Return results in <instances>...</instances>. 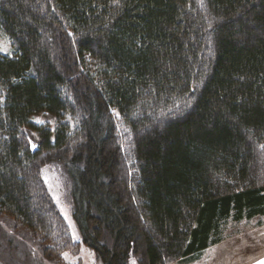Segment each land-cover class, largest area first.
<instances>
[{
  "label": "trees",
  "instance_id": "obj_1",
  "mask_svg": "<svg viewBox=\"0 0 264 264\" xmlns=\"http://www.w3.org/2000/svg\"><path fill=\"white\" fill-rule=\"evenodd\" d=\"M0 31V217L52 259L53 162L102 264L189 261L264 215V0H0Z\"/></svg>",
  "mask_w": 264,
  "mask_h": 264
},
{
  "label": "rangeland",
  "instance_id": "obj_2",
  "mask_svg": "<svg viewBox=\"0 0 264 264\" xmlns=\"http://www.w3.org/2000/svg\"><path fill=\"white\" fill-rule=\"evenodd\" d=\"M7 49L4 51L3 49ZM0 51L12 54L15 50L10 39L0 31ZM39 124L54 127L56 118L48 112L33 116ZM120 134L130 137L127 125L118 117ZM43 180L66 221L71 235L72 247L52 259L50 251H43L37 238L25 236L14 226L12 219L0 217V264H102L95 251L84 244L74 216L75 189L77 181L68 172L64 162H53L43 167ZM222 241L210 246L191 260L173 264H264V215L240 221L229 219L223 226ZM29 235V234H28ZM129 264H138L131 257Z\"/></svg>",
  "mask_w": 264,
  "mask_h": 264
},
{
  "label": "snow or ice",
  "instance_id": "obj_3",
  "mask_svg": "<svg viewBox=\"0 0 264 264\" xmlns=\"http://www.w3.org/2000/svg\"><path fill=\"white\" fill-rule=\"evenodd\" d=\"M4 51H7V49L5 48V49H3Z\"/></svg>",
  "mask_w": 264,
  "mask_h": 264
}]
</instances>
